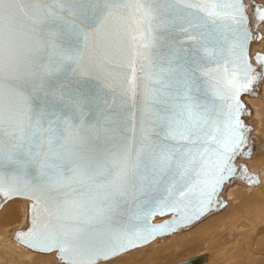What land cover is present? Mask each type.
Segmentation results:
<instances>
[{
    "label": "snow or ice",
    "instance_id": "obj_1",
    "mask_svg": "<svg viewBox=\"0 0 264 264\" xmlns=\"http://www.w3.org/2000/svg\"><path fill=\"white\" fill-rule=\"evenodd\" d=\"M249 23L243 0H0V195L32 201L17 238L96 264L206 212L251 155Z\"/></svg>",
    "mask_w": 264,
    "mask_h": 264
},
{
    "label": "bare ground",
    "instance_id": "obj_2",
    "mask_svg": "<svg viewBox=\"0 0 264 264\" xmlns=\"http://www.w3.org/2000/svg\"><path fill=\"white\" fill-rule=\"evenodd\" d=\"M256 1L262 2L264 4V0H256ZM257 30L259 31L261 37H264V23L260 24ZM251 49L253 52H261L262 54H264V39H261L259 41L254 40V42H252ZM244 100L246 104L249 105L252 109V114L250 117H252L253 119L255 118L258 119L257 120L258 125H256L255 123L256 126L254 125L251 133L256 135V138L258 139L259 145H260L259 149L256 151L254 150L255 153L251 157L246 158L244 162L246 163L250 172L258 175V180L255 182H250L248 180V183H252V184H248V183L241 182L238 180L235 181L227 189L226 194H225L226 201H227L226 197L234 198V200H232L233 204L228 206L229 201H227V204L225 207L227 206L228 207L224 211H222L223 210L222 209L218 212H215L207 216L201 222H203L206 219L208 220H206L202 224H200L201 222H199L193 227L195 226L200 227V225H203L205 228V231L203 233H205L206 235H209L212 239L219 238L216 241V244L224 245V246L227 244V241H226L227 238H224V237H227L226 231L229 230L228 227H231L232 230L234 231L242 230L243 232H240V233L245 235L244 240L247 239L246 243L248 246H246V244H243L242 246L240 242L243 241V239L238 238V240L235 241L232 246V251L234 255H232V257L230 258L231 260L230 264H264V255L260 256L259 258H254L248 252H245V254L243 255L241 254L242 253L241 251L244 250L245 246L250 248L249 245L251 244V241H254L253 244L255 245L256 243L257 248H259L260 251H263L262 253L264 254V162H262V160L264 159V155L262 156L258 155L259 153L264 154V146H263L264 144V122H262L261 116L259 115V111L264 112V79L261 83L260 90L257 93L254 92V95H251V93H246L244 96ZM255 148H256V145H255ZM16 200L21 201L24 204L25 218L21 226H18L16 228H10L11 224H14L16 221H18L20 212L23 213L24 211L23 206L21 205L22 203L18 205L16 204L17 203ZM13 201H15L16 203L11 204V202ZM237 201H240V202L236 204L235 202ZM9 203L10 205H8ZM26 208H27L26 201L22 198H16V199H12L9 202H7L0 209V249L4 247L7 241L16 243L12 239V235L15 229L23 227L26 224V213H27ZM244 213H245V216H243ZM159 221H162V219L157 220V222ZM189 229H186V230H189ZM186 230H182V231H186ZM182 231H179V232H182ZM179 232H174L172 235H169V236L177 235V233ZM169 236H166L167 238L166 237L157 238L148 244L157 245V243L159 244V240L161 239H164V238L165 240L170 239ZM257 238L258 240L255 241L254 239H257ZM228 242H230V240H228ZM230 246L231 245H227L228 247L227 249H229ZM17 249H21V248L17 247ZM247 251H249V249H247ZM201 254H207V260L205 264L215 263L216 257H214L212 254L200 253L198 255H201ZM34 255H38V254H35V251H33L31 253L29 252V255L25 254V257L27 256L29 259L34 260L35 259ZM160 257L161 256L158 254L157 255L149 254L144 259L138 260V261L135 260L133 262H128L126 259H122L123 263H119V264H152L153 261H156ZM46 261L47 260L44 258V262Z\"/></svg>",
    "mask_w": 264,
    "mask_h": 264
},
{
    "label": "rangeland",
    "instance_id": "obj_3",
    "mask_svg": "<svg viewBox=\"0 0 264 264\" xmlns=\"http://www.w3.org/2000/svg\"><path fill=\"white\" fill-rule=\"evenodd\" d=\"M259 115L261 116L262 122H264V112L259 111ZM247 120L248 122L254 125L255 123L256 125H258L257 118L253 119L252 117H249L247 118ZM253 141H254V144L256 145L255 150H258L260 145H259L258 139L256 138V135L254 134H253ZM258 155L262 156L264 154L259 153ZM262 162H264V159L262 160ZM226 199L227 201H229L228 206L233 204L232 200H234V198L226 197ZM16 202L13 201L11 202V204L16 203L20 205L22 203L21 201H18V200H16ZM239 202L240 201H237L235 203L237 204ZM8 205H10V203ZM21 205L23 206L24 211L23 213L20 212L18 221H16L14 224H11L10 228H16L18 226H21L24 222L25 207L23 203ZM227 207H225L222 211H224ZM243 216H245V213ZM206 220H204L203 222H205ZM203 222H201L200 224H202ZM228 228L229 230L226 231L227 237H224V238H227L226 239L227 244L225 246L216 244V241L219 238L212 239L209 235H206L205 233H203L205 231V228L203 225H200V227L195 226L189 230L179 232L177 233V235L169 236L170 239H166V240L165 238L161 239L159 240V244L157 243V245L148 244L146 246L132 249L112 259L99 262L96 264H117V263L119 264V263H123L122 259H126L128 262H133L135 260L137 261L142 260L145 257H147L149 254L150 255L158 254L161 256L156 261H153L152 264H173L183 259H186L188 257L198 255L200 253H210L214 257H216L214 264H230L231 262L230 258L232 257V255H234L232 251L233 243L237 241L238 238H242L243 241L240 242L241 245L242 246L243 244H246V246L248 245L246 243L247 239L244 240L245 235L240 233V232H243L242 230L234 231L232 230L231 227H228ZM228 240H230V242H228ZM254 240L257 241L258 238ZM253 242L254 241H251V244L249 245L250 248L245 246L244 250L241 251L242 252L241 254L243 255L245 254V252H248L252 257L259 258L260 256L264 255L262 253L263 251H260L259 248H257V244L255 243L254 245ZM227 245H231L229 249H227L228 248ZM20 246L21 245H18L14 242L7 241L4 247L0 249V264H58L56 252H49V253L35 252V254H38V255H34L35 259L32 260V259H29L27 256L25 257V254L29 255V252L31 253L33 251L30 249L24 248V247H20ZM17 247L21 248L24 251H22L21 249H17ZM247 249H249V251H247ZM44 258L47 260L46 262H44Z\"/></svg>",
    "mask_w": 264,
    "mask_h": 264
},
{
    "label": "water",
    "instance_id": "obj_4",
    "mask_svg": "<svg viewBox=\"0 0 264 264\" xmlns=\"http://www.w3.org/2000/svg\"><path fill=\"white\" fill-rule=\"evenodd\" d=\"M243 3L246 6L247 15H248L249 21H250L249 27L251 28V30L253 31L254 34H259L260 35L259 31L257 30L258 27H257V25H256V23H255V21L253 19V14H254V11H255L256 7L264 6V4L262 2H257L256 0H243ZM171 38L172 37L165 36L164 40L161 41V43L164 45L160 49L161 52H165V53L167 52L168 49H167V45H166L165 41L168 40V39H171ZM252 42H254V41H252ZM188 43H190V42H188ZM251 48H252V43L250 44V49H249L250 56H253L256 53L262 54L261 52H253ZM253 64L255 66V62L254 61H253ZM263 79H264V75H262L261 80L259 81L258 84H256L253 87L251 92L242 93L241 96H240V101L244 105V109H243V112H242V115H241L240 119L243 121L245 127L250 129V131H248L246 133L247 144L244 147L243 151L245 153L251 152V155H240V156H238L235 159V161H234L235 167H236L235 175L222 185V187L216 193V195L214 197V200H213V203L210 205V207L208 208V210L206 212H204L198 218L192 220L190 223L182 224V225L176 227L175 230L167 231L165 234H162V235L158 234V235L155 236V238L149 240L147 243L142 244V245H140L138 247L144 246V245L150 243L151 241H153V240H155L157 238H163V237L172 235L174 232H179V231H182V230L189 229V228L193 227L194 225H196L197 223L201 222L207 216L224 209L226 204H227V201L225 200L226 191L235 181L238 180V181H241V182L248 183L247 177H249V176L255 177L256 181L258 180V175L250 172L248 167H247V165H246V163L244 162V160L246 158L251 157L255 153L254 152L255 144H254V141H253V134L251 133L252 130H253L254 124L248 122V120H247V118H249L251 116V114H252V109H251V107L249 105L246 104V102L244 100V96H245L246 93H251V95H254V92L257 93L260 90L261 83H262ZM245 170H246V172H245ZM248 184H252V183H248ZM16 198H22V199H24L26 201V207H27L26 208V211H27V213H26V224L23 227H20V228H17V229L14 230L13 235H12V239L16 243H18V245H21L24 248L31 249V250H33L35 252L49 253V252H44V251H40L38 249L32 248V247H30L29 245H27L26 243L22 242L21 240H19L17 238L18 233H22V232L26 233L31 228V203H32V201H30L26 197H22V196L13 197L11 199H5L2 195H0V209L7 202H9L12 199H16ZM160 219H162V221L157 222V220H160ZM173 219L179 220L180 217L176 213L168 212V213H166L164 215H155V216H153L151 218V220H150V223L153 226H157V225L164 224L165 222H170ZM138 247H135V248H138ZM135 248H132V249H135ZM132 249H129V250H132ZM129 250H127V251H129ZM51 252H56V257H57L58 264H65V262L59 258V249L58 248L54 249ZM122 253H124V252H122ZM122 253H119L118 255H120ZM118 255H116V256H118ZM111 258H114V257H111ZM111 258H109V259H111ZM109 259H107V260H109ZM206 260H207V254H201V255H194L192 257L183 259V260L178 261V262H176L174 264H205ZM101 261H105V259H100L96 263L101 262Z\"/></svg>",
    "mask_w": 264,
    "mask_h": 264
}]
</instances>
